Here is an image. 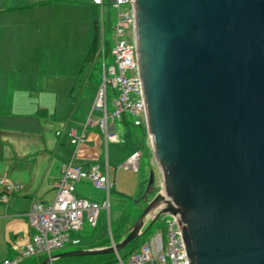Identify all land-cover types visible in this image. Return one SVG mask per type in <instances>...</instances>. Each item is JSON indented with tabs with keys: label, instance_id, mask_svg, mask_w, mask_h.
Masks as SVG:
<instances>
[{
	"label": "water",
	"instance_id": "1",
	"mask_svg": "<svg viewBox=\"0 0 264 264\" xmlns=\"http://www.w3.org/2000/svg\"><path fill=\"white\" fill-rule=\"evenodd\" d=\"M160 174L115 253L173 214L189 264H264V0H130Z\"/></svg>",
	"mask_w": 264,
	"mask_h": 264
},
{
	"label": "crops",
	"instance_id": "2",
	"mask_svg": "<svg viewBox=\"0 0 264 264\" xmlns=\"http://www.w3.org/2000/svg\"><path fill=\"white\" fill-rule=\"evenodd\" d=\"M87 1L0 0V177L20 185L18 191L0 198V261L12 258L16 246L29 240L25 215L29 204L31 200L53 201L54 182L64 163L71 160L84 169L94 165L105 172L107 159L108 179L112 181L109 143L105 149L98 126L88 124L86 138L77 147L69 143L66 134L69 127L79 133L87 117L86 107H79L71 87L93 33L86 48L73 49L76 57L69 72L60 71L71 80L45 78L52 71L50 66L56 65L48 61L53 50L72 42L75 45L89 22L94 32L97 19H93ZM73 193L95 201L93 185L87 179L75 182ZM104 199L103 194L100 201ZM77 236L80 239L79 231ZM95 244L102 247L110 243L92 239L78 248H94Z\"/></svg>",
	"mask_w": 264,
	"mask_h": 264
},
{
	"label": "built area",
	"instance_id": "3",
	"mask_svg": "<svg viewBox=\"0 0 264 264\" xmlns=\"http://www.w3.org/2000/svg\"><path fill=\"white\" fill-rule=\"evenodd\" d=\"M89 1L100 8V17L96 21L98 43L95 52V58H101L100 76L82 130L78 133L74 127H69L66 134L69 143L77 147L86 138V126L93 122L103 134L106 149L108 143L122 140L119 130L115 127L116 122L143 126L146 131L145 104L133 37L132 3L130 0ZM105 4L111 10L110 15L107 13L108 16L104 13ZM106 29L111 31L110 41L105 39ZM106 57L112 59L108 66ZM109 99L112 110L108 109ZM93 111L97 114L94 115ZM139 156L140 151L131 152L123 165L136 171ZM107 167V159L105 172H101L94 165L84 169L72 164L71 160L64 163L61 166V175L54 182L56 193L53 201L47 204L31 200L29 204L25 214L30 231L29 240L16 246L15 255L3 259L0 264H20L29 257L50 256L52 252L66 245H79L77 232L82 229L83 223L86 221L89 226L94 227L102 208L106 209L108 214L109 190L112 183L108 179ZM81 179H87L95 188L105 191V199L100 204L74 195V183ZM19 189V184L0 177L2 200ZM158 220L162 222V227L155 234L131 252L126 260L115 252L116 262L113 264H189L175 216L163 214ZM49 262L51 264V261Z\"/></svg>",
	"mask_w": 264,
	"mask_h": 264
},
{
	"label": "rangeland",
	"instance_id": "4",
	"mask_svg": "<svg viewBox=\"0 0 264 264\" xmlns=\"http://www.w3.org/2000/svg\"><path fill=\"white\" fill-rule=\"evenodd\" d=\"M90 5V13L93 15V19H98L100 17V8L98 5L91 3L89 0L87 1ZM105 16L110 15L111 10L108 5H104L103 7ZM110 18V16H109ZM112 21V17L110 18ZM92 24V23H91ZM91 33V34H90ZM93 29L90 22L89 24L80 32V36L77 38V42L74 45L72 42L70 45L66 44L62 49L53 50L49 58V62L52 64H56L55 66H50L52 71L51 73L46 75L45 78L54 77L71 80L70 77L63 76L60 74V71L67 70L69 72V67L75 60V51L73 49L81 50L84 47L86 48L90 39V35L92 37ZM112 37L111 31L106 29L105 31V39L106 41H110ZM106 65L108 66L112 59L110 57H106ZM48 62V63H49ZM89 68V66H86ZM101 68V58L98 57L94 63L93 75L96 80L99 79ZM71 73V71H70ZM65 74V73H64ZM60 79V80H61ZM111 90L108 87V93L110 94ZM72 97L74 99H79L78 105L80 107H86V112L88 113L90 109L92 94L87 91V87H75L72 91ZM113 106L108 100V109L112 110ZM86 114V113H85ZM93 114L96 115L97 112L93 111ZM116 129L120 132V138L122 139L116 143H109L108 146V157L110 161L109 171L111 174V182L112 187L109 190V208L108 215L107 210L102 208L100 209L99 216L97 222L94 227L88 226L87 222H84V227L81 231H79V236L81 239L80 245H66L65 247L52 252V254L64 252L67 250L77 249L80 246H84L87 243L100 241L101 243H111V238L116 241L118 235L122 236V234L127 230V228L132 224L138 214L141 212L144 207V198H150L153 196L154 192H145V185L148 177V173L150 170L153 171L154 174V191H158L160 188V174L158 167L155 163L154 157L152 155L151 144L149 137L147 134H140L138 129L131 125L130 123L123 124L116 122ZM140 151L139 156V166L136 171L125 167L123 165L125 159L128 157L129 153L133 151ZM105 191H99L95 189L93 186V199L97 201L96 203L100 204L102 201L101 198ZM94 201V202H95ZM157 220L149 229V232L146 234V240H148L156 231L162 227V222ZM111 236H110V232ZM141 239L135 241V244L140 243ZM145 240V241H146ZM113 241V242H115ZM119 241V240H118ZM117 241V242H118ZM144 241V242H145ZM116 243V242H115ZM131 249V245H127L121 248L118 252L123 260H126L129 254H127ZM51 254V255H52ZM115 254V253H113ZM127 254V255H126ZM44 256V255H40ZM116 256V255H115ZM46 257V256H44ZM116 258V257H115ZM47 264H50L47 263ZM51 264H70L65 259L57 260L54 259L51 261ZM80 264V263H77ZM148 264V263H142Z\"/></svg>",
	"mask_w": 264,
	"mask_h": 264
},
{
	"label": "trees",
	"instance_id": "5",
	"mask_svg": "<svg viewBox=\"0 0 264 264\" xmlns=\"http://www.w3.org/2000/svg\"><path fill=\"white\" fill-rule=\"evenodd\" d=\"M95 21H94V32H93L92 40L79 65L78 71L75 75L74 85L71 87V91H73L75 87H81V86L87 87V91H89L92 94V96L96 90V86L99 81V79L96 80V78L93 75L94 63L96 61L95 52H96L97 43H98V30H97V25ZM107 49L108 47L106 44V51ZM86 66H89V68H86ZM135 127L138 129V132L140 134H143V135L145 134V128L143 126H135ZM149 229L145 230L139 237L132 239L125 245V246L129 244L131 245V249L127 254H130L131 252L135 251L140 246V243L135 244L134 243L135 241H137L138 239H141L140 241H142L141 242L142 244L146 240L145 237H146V234L149 232ZM121 237H122L121 235L120 236L118 235V238L115 241L112 236V239L115 242H117L118 240L121 239ZM96 246H99V244L93 245V247H96ZM43 258L44 256L29 257V258L24 259L20 264H38ZM61 259L67 260L68 262H70V264H77V263H80V264H113L116 262L115 254L113 253H100V254H93V255L70 256V257L57 258V260H61Z\"/></svg>",
	"mask_w": 264,
	"mask_h": 264
}]
</instances>
